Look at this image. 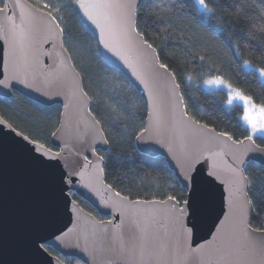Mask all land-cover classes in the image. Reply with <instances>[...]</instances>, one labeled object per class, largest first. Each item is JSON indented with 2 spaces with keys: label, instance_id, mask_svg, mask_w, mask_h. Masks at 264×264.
Returning a JSON list of instances; mask_svg holds the SVG:
<instances>
[{
  "label": "water",
  "instance_id": "95a60500",
  "mask_svg": "<svg viewBox=\"0 0 264 264\" xmlns=\"http://www.w3.org/2000/svg\"><path fill=\"white\" fill-rule=\"evenodd\" d=\"M144 0H139V7ZM0 6V79L9 76V46L12 41L11 16L16 27V50L21 66L33 65L27 73L32 87L19 81L11 82L10 87L0 86V97L10 98L13 92L44 106L62 107L59 126L51 136L53 152H60L61 162L66 170L73 174V180L64 187L63 193H57L61 202V211L53 222L48 218L47 204L50 192L43 169L34 164L24 148L14 142L19 141L27 148L34 147L32 140L24 134L21 137L15 129L0 115V138L10 144L9 150L0 157V242L5 246V259H15L21 264H65L48 251L36 247L39 242L51 247L59 254L74 257L84 264H140L109 249L105 240L109 236H118L126 245L135 242L155 253L143 264H264L259 251L251 252L249 241L232 232H226L224 238L210 249L205 247L197 253L189 252L182 245L179 224L152 213L161 208L165 200H125V196L106 182L104 158L99 153L109 149L105 132L91 111L92 101L85 91L83 79L75 67L71 55L64 44V33L57 19L49 11L41 9L29 0H2ZM8 5V7H5ZM23 7L25 15L24 31H20V13ZM75 10L81 20L94 35L101 57L112 67L119 68L135 88L141 93L147 107L145 128L146 136L153 137V149L144 151V140L136 137V147L142 153L165 158L169 168L177 177L184 166L185 153L194 152L200 156L196 165L202 180V188L211 193L212 210L201 218V228L188 243L192 248L205 245L216 235L220 222L229 212V181L233 178L232 168L242 161L239 167L245 179V167L250 162L264 166V152L254 138L235 140L223 136L222 132L191 117L184 107L183 96L175 75L162 65L155 47L144 35L136 37V56L146 64V70L153 86L152 93L145 89L116 57L99 44V30L84 16L75 4ZM53 17L55 19H53ZM5 27L9 29L5 32ZM135 27L137 28V18ZM147 41V43H143ZM174 85L177 87L174 90ZM178 93L179 95H175ZM155 95L162 113L159 130L152 128L149 116L152 115ZM182 117V119H181ZM163 140L172 151L157 141ZM239 142V143H237ZM102 158V159H101ZM215 170L217 176L210 172ZM83 173V175H78ZM181 184V183H180ZM182 186V184H181ZM183 187V186H182ZM247 193V224L252 238L257 242L264 235L250 225L252 205ZM72 193L90 203L105 220H98L77 203ZM240 202L244 197L240 196ZM138 201L135 207L132 202ZM155 203L147 205L146 202ZM103 221V225H101ZM71 229V231H69ZM143 229V231H141ZM67 233L60 242L54 236ZM113 242L112 248L118 246ZM182 249V250H181Z\"/></svg>",
  "mask_w": 264,
  "mask_h": 264
},
{
  "label": "trees",
  "instance_id": "16d2710c",
  "mask_svg": "<svg viewBox=\"0 0 264 264\" xmlns=\"http://www.w3.org/2000/svg\"><path fill=\"white\" fill-rule=\"evenodd\" d=\"M29 1L49 11L64 30L65 47L82 76L92 101L91 111L109 143L108 151L99 152L105 161L106 182L130 199L165 200L170 195L179 198L183 187L165 158L142 153L136 147V137L145 128L147 118L141 93L101 57L96 38L77 14L74 0ZM205 3L219 17L211 27L201 22L203 13L198 11L196 0H144L137 28L156 48L161 63L174 73L187 113L235 140L244 139L250 130L241 118L243 106L227 105L228 91L209 87L204 81L223 77L257 105L264 104V80L259 76V69L264 68V0ZM61 111L60 105L44 106L16 91L10 98L0 97V115L15 129L52 149L51 136L59 126ZM255 138L264 145V136ZM245 172L251 181L250 225L262 230L264 166L250 162ZM72 197L98 219L106 218L75 193ZM47 249L66 264H83L77 258Z\"/></svg>",
  "mask_w": 264,
  "mask_h": 264
},
{
  "label": "snow or ice",
  "instance_id": "6c2138e0",
  "mask_svg": "<svg viewBox=\"0 0 264 264\" xmlns=\"http://www.w3.org/2000/svg\"><path fill=\"white\" fill-rule=\"evenodd\" d=\"M75 4L83 11L84 16L99 30V44L103 46L112 56L116 57L131 74L139 80L150 93H152V84L149 79L148 72L146 70V64L141 57L136 56L133 58V53L136 51V37L143 36V33L139 32V29L135 27L136 18L139 14V0H74ZM200 6L198 11L203 13L200 16L201 22L211 27L219 17H217L215 10L209 8L205 3V0H196ZM8 7V5H5ZM48 7V5H45ZM3 11V9H0ZM193 11H197L193 9ZM51 15V13H49ZM53 19H55L53 17ZM6 20L11 23L12 28V41L9 46V76L5 79H0V86L10 87L11 82L19 81L32 87V84L28 83L27 73L30 68H34L33 65L21 66L18 63L17 50H16V25L13 17L8 16ZM20 31H24L25 15L23 7L20 13ZM6 34L9 29L5 27ZM264 30V29H262ZM59 32H63V29H58ZM147 43V41H143ZM203 60V57H200ZM249 62L245 61V64ZM160 67L168 68L167 65H160ZM114 71L120 73V69L117 68ZM259 72L264 75V68H260ZM2 75V74H0ZM174 75V73H173ZM189 79H191L189 77ZM207 85H215L217 87L223 86L228 90L227 105H232L235 102H241L243 104L242 120L247 123L250 128L251 135L246 139L253 141L256 133L264 132V104L257 105L252 97L245 95L240 89L233 88V86L223 79V77L216 76L204 81ZM177 86L174 85V90ZM179 95L178 93H174ZM153 108L152 115L149 116V121L152 128L159 130L162 121V113L158 103V99L155 95L152 96ZM186 108V105L184 106ZM182 119V117H181ZM207 127V125H205ZM149 128L142 130L141 136L138 139L144 140L142 145L144 151H151L153 149V137L146 136L149 133ZM21 137L24 134L19 133ZM223 136H228V133H221ZM27 139V137H24ZM34 147L27 148L21 145L19 141L14 143L21 148H24L29 154L30 160L40 166L46 177L47 187L50 192V197L47 204V214L51 221H55L61 211V202L57 193H63L64 187L70 184L73 180V174L69 173L66 168L63 167L61 162L60 152H53L52 149L47 148L43 143H40L36 139L29 141ZM157 143L166 147L169 152L172 151L170 145L166 144L163 140L157 141ZM239 143V142H237ZM10 144L0 138V157H3L9 150ZM264 152V148L260 149ZM102 159V158H101ZM200 156L194 152L185 153L184 166L177 175V181L182 184L183 192L178 198L176 195H170L166 201H161V208L155 210L153 216H161L172 222L178 223L180 228V235L182 239V245L187 246L189 252L197 253L203 250L205 247L212 248L214 244L221 241L226 232L232 231L249 241V249L251 252L259 251L262 258H264V240L257 243L249 231L247 224V193L245 189L250 185L251 181L244 178L242 171L239 167L242 161L237 162V166L232 168L233 178L229 181V212L225 215V219L220 222V227L216 230V235L213 236L211 241H207L205 245H199L197 248H192L188 243L190 237H195L196 233L201 228V218L206 213L211 212V193L206 192L202 188V180L198 174L197 163ZM78 175H83L79 173ZM210 175L218 178L215 170L210 172ZM116 195H119L117 193ZM240 196L244 197V201L240 202ZM186 197V198H185ZM125 200L128 198L125 197ZM139 203L138 201L132 202V206ZM155 203L154 201L146 202L147 205ZM103 225V221L100 222ZM71 231V229H69ZM143 231V229H141ZM264 235V229L259 230ZM62 237H67V233L61 232L60 235L54 236L57 242L61 241ZM108 247L112 251L119 252L121 254H127L133 260H139L140 264H143L145 259L150 260L155 254L149 251L144 246H138L135 242L130 245H126L118 236H109L105 238ZM118 241V246L112 248L113 242ZM36 247L43 251H47L44 244L36 243ZM182 250V249H181ZM6 251L5 246L0 242V264H21L20 261L15 259H5Z\"/></svg>",
  "mask_w": 264,
  "mask_h": 264
},
{
  "label": "rangeland",
  "instance_id": "374dc122",
  "mask_svg": "<svg viewBox=\"0 0 264 264\" xmlns=\"http://www.w3.org/2000/svg\"><path fill=\"white\" fill-rule=\"evenodd\" d=\"M263 80H264V75H261V73H260V75H259ZM209 87H213V88H220V87H223V86H220V87H217V86H215V85H208ZM223 88H225V87H223ZM226 89V88H225ZM227 90V89H226ZM228 91V90H227ZM233 104H240V105H242L243 106V104L241 103V102H235L234 101V103ZM245 122V121H244ZM245 124L247 125V123L245 122ZM248 126V125H247ZM249 127V126H248ZM249 130H250V128H249ZM250 135H251V131H250ZM258 136H264V132H258V133H256V135H255V137H258ZM254 137V138H255Z\"/></svg>",
  "mask_w": 264,
  "mask_h": 264
},
{
  "label": "flooded vegetation",
  "instance_id": "af4514ba",
  "mask_svg": "<svg viewBox=\"0 0 264 264\" xmlns=\"http://www.w3.org/2000/svg\"><path fill=\"white\" fill-rule=\"evenodd\" d=\"M72 195V194H71ZM87 202V201H86ZM78 203V202H77ZM90 204V203H89ZM91 205V204H90ZM93 207V206H92ZM94 208V207H93ZM96 217V216H95ZM97 218V217H96ZM98 219V218H97ZM105 219H108V217H106ZM105 219H103V220H105ZM98 220H100V219H98ZM46 248L48 247V246H45ZM48 248H50V249H52L51 247H48ZM53 250V249H52ZM47 251H48V249H47ZM54 252H56L55 250H53ZM49 252V251H48ZM50 253V252H49ZM57 254H59L58 252H56ZM52 254V253H51ZM52 255H54V254H52ZM59 255H61V254H59ZM54 256H56V255H54ZM61 256H63V255H61ZM56 257H58V256H56ZM64 257H66V256H64ZM59 258V257H58ZM72 258H74V257H72ZM62 262H63V260L61 259V258H59ZM81 261V260H80ZM82 262V261H81ZM63 263H65V262H63ZM83 263V262H82ZM66 264V263H65ZM84 264V263H83Z\"/></svg>",
  "mask_w": 264,
  "mask_h": 264
}]
</instances>
